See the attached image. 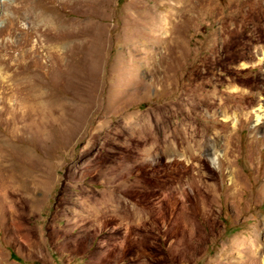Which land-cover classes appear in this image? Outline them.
<instances>
[{
	"label": "rangeland",
	"instance_id": "1",
	"mask_svg": "<svg viewBox=\"0 0 264 264\" xmlns=\"http://www.w3.org/2000/svg\"><path fill=\"white\" fill-rule=\"evenodd\" d=\"M0 264H264V0H0Z\"/></svg>",
	"mask_w": 264,
	"mask_h": 264
},
{
	"label": "bare ground",
	"instance_id": "2",
	"mask_svg": "<svg viewBox=\"0 0 264 264\" xmlns=\"http://www.w3.org/2000/svg\"><path fill=\"white\" fill-rule=\"evenodd\" d=\"M177 52H175L172 55V62H173V66H174V73L176 74L179 70H182L184 64H183V59H180L179 55L176 54ZM262 110V108L260 109ZM221 111V110H220ZM262 113V112H261ZM247 117V116H246ZM261 115L257 116V120L261 119ZM185 122V121H184ZM183 122V123H184ZM182 123V124H183ZM187 123V122H186ZM181 124V123H180ZM180 124H178L179 126L175 127L171 139H172V143L173 145L180 149L183 148L184 151L186 152L187 156L189 157L190 155H194V152H196L199 148H201L205 142L201 143V142H197V140L194 139V137H191L190 132L188 130V128H184L186 127L189 123H187V125H183L180 126ZM190 125V124H189ZM182 127V128H181ZM190 129V128H189ZM230 136V135H229ZM198 138V137H197ZM202 138V137H201ZM202 141V140H201ZM169 147V146H168ZM211 147V146H210ZM173 148V146H172ZM177 150V149H176ZM175 151V150H174ZM179 151V150H178ZM180 152V151H179ZM208 155L213 156L212 160L214 162L217 161V158H219V154H217L216 150L214 148L210 149L208 151ZM186 158V157H185ZM191 158V156H190ZM196 158V157H195ZM198 159V158H197ZM195 160V159H194ZM195 162V161H194ZM223 173V172H222ZM209 175V174H208ZM207 176V175H206ZM203 177V181H204V176H201L199 174V178ZM206 178V177H205ZM209 187V186H208ZM210 192V191H209Z\"/></svg>",
	"mask_w": 264,
	"mask_h": 264
}]
</instances>
